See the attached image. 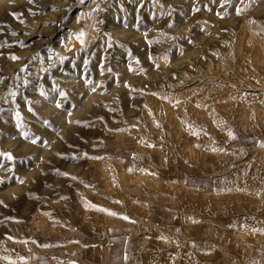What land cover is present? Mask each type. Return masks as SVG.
<instances>
[{"label":"rangeland","instance_id":"rangeland-1","mask_svg":"<svg viewBox=\"0 0 264 264\" xmlns=\"http://www.w3.org/2000/svg\"><path fill=\"white\" fill-rule=\"evenodd\" d=\"M115 219L123 264H264V0H0V264Z\"/></svg>","mask_w":264,"mask_h":264},{"label":"crops","instance_id":"crops-1","mask_svg":"<svg viewBox=\"0 0 264 264\" xmlns=\"http://www.w3.org/2000/svg\"><path fill=\"white\" fill-rule=\"evenodd\" d=\"M124 153L120 160H124ZM180 173L183 176L182 182L187 186L199 189L210 190L213 187V179L208 176L198 175L188 166H180ZM153 205L160 207L157 210L159 222L163 227H169L175 219L176 208L172 204L160 201H152ZM132 234L126 220H118L106 223L98 235H86L80 242L86 252H91L98 264H123L127 260L129 238Z\"/></svg>","mask_w":264,"mask_h":264},{"label":"bare ground","instance_id":"bare-ground-1","mask_svg":"<svg viewBox=\"0 0 264 264\" xmlns=\"http://www.w3.org/2000/svg\"><path fill=\"white\" fill-rule=\"evenodd\" d=\"M11 264V263H10ZM17 264V263H16Z\"/></svg>","mask_w":264,"mask_h":264}]
</instances>
